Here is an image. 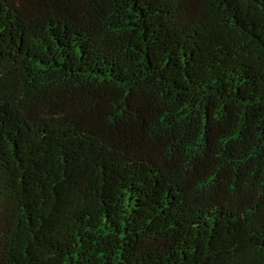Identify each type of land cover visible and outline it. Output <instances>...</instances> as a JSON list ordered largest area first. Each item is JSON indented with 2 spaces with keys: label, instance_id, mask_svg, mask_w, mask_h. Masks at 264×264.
<instances>
[{
  "label": "trees",
  "instance_id": "16d2710c",
  "mask_svg": "<svg viewBox=\"0 0 264 264\" xmlns=\"http://www.w3.org/2000/svg\"><path fill=\"white\" fill-rule=\"evenodd\" d=\"M0 264H264V0H0Z\"/></svg>",
  "mask_w": 264,
  "mask_h": 264
}]
</instances>
